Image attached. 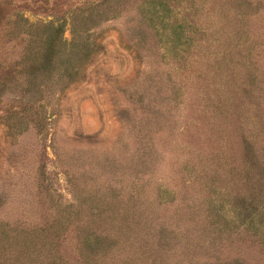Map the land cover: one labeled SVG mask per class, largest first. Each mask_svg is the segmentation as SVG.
Segmentation results:
<instances>
[{
  "label": "rangeland",
  "instance_id": "rangeland-1",
  "mask_svg": "<svg viewBox=\"0 0 264 264\" xmlns=\"http://www.w3.org/2000/svg\"><path fill=\"white\" fill-rule=\"evenodd\" d=\"M0 264H264V0H0Z\"/></svg>",
  "mask_w": 264,
  "mask_h": 264
}]
</instances>
